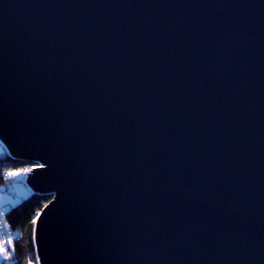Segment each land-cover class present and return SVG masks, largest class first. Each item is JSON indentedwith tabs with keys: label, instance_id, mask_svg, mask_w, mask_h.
<instances>
[{
	"label": "water",
	"instance_id": "obj_1",
	"mask_svg": "<svg viewBox=\"0 0 264 264\" xmlns=\"http://www.w3.org/2000/svg\"><path fill=\"white\" fill-rule=\"evenodd\" d=\"M0 147L35 264H264V0H0Z\"/></svg>",
	"mask_w": 264,
	"mask_h": 264
},
{
	"label": "trees",
	"instance_id": "obj_2",
	"mask_svg": "<svg viewBox=\"0 0 264 264\" xmlns=\"http://www.w3.org/2000/svg\"><path fill=\"white\" fill-rule=\"evenodd\" d=\"M32 165L33 163L28 160L10 158L0 150V187L8 185L13 180L9 173L20 172L31 168ZM18 179L21 180V176ZM50 197L48 194L29 193L3 210L5 221L15 237L9 259H3L0 264H35L33 223L37 213Z\"/></svg>",
	"mask_w": 264,
	"mask_h": 264
},
{
	"label": "crops",
	"instance_id": "obj_3",
	"mask_svg": "<svg viewBox=\"0 0 264 264\" xmlns=\"http://www.w3.org/2000/svg\"><path fill=\"white\" fill-rule=\"evenodd\" d=\"M15 179V176H12ZM13 181V180H12ZM13 194H9L5 191V186L0 187V209L5 210L10 205H13L18 201V198H22L29 194V191L24 184H10ZM4 259V254L0 252V262Z\"/></svg>",
	"mask_w": 264,
	"mask_h": 264
},
{
	"label": "built area",
	"instance_id": "obj_4",
	"mask_svg": "<svg viewBox=\"0 0 264 264\" xmlns=\"http://www.w3.org/2000/svg\"><path fill=\"white\" fill-rule=\"evenodd\" d=\"M0 150H2V148L0 147ZM30 169V168H28ZM25 170V169H24ZM24 170L20 171L21 174H25L27 172H25ZM21 176V175H20ZM5 191L9 194H13V191L11 189L10 184L5 186ZM14 233L10 230V228L8 227L5 218H4V211L0 209V244H3L7 249L8 252L11 253V248L14 242ZM11 239L12 240V244L9 245L7 243V241Z\"/></svg>",
	"mask_w": 264,
	"mask_h": 264
},
{
	"label": "snow or ice",
	"instance_id": "obj_5",
	"mask_svg": "<svg viewBox=\"0 0 264 264\" xmlns=\"http://www.w3.org/2000/svg\"><path fill=\"white\" fill-rule=\"evenodd\" d=\"M24 171H25V172H29V171H32V169H25ZM9 175H10V176H19V175H21V173H20V172H12V173H9ZM7 243H8L9 245H11V244H12V240L9 239V240L7 241ZM0 252H2V253L4 254V259H5V260L9 259L10 254H9V252H8V249H7L3 244H0Z\"/></svg>",
	"mask_w": 264,
	"mask_h": 264
},
{
	"label": "rangeland",
	"instance_id": "obj_6",
	"mask_svg": "<svg viewBox=\"0 0 264 264\" xmlns=\"http://www.w3.org/2000/svg\"><path fill=\"white\" fill-rule=\"evenodd\" d=\"M21 173V172H20ZM28 173V172H27ZM27 173H25V174H21V180L20 179H18V177L20 178V175L17 177V176H15V179H13V181H10L9 182V184H23V181H22V179H23V177L27 174ZM13 190H15L14 188H12ZM20 198H18V200H19Z\"/></svg>",
	"mask_w": 264,
	"mask_h": 264
}]
</instances>
